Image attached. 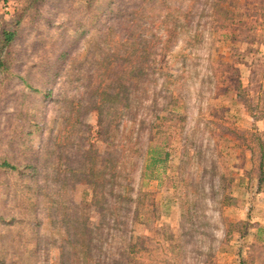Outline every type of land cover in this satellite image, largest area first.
Segmentation results:
<instances>
[{
    "label": "rangeland",
    "instance_id": "rangeland-1",
    "mask_svg": "<svg viewBox=\"0 0 264 264\" xmlns=\"http://www.w3.org/2000/svg\"><path fill=\"white\" fill-rule=\"evenodd\" d=\"M97 1L0 0V259L63 264V245L77 234L80 216L92 233L102 228L101 208L94 204L96 178L65 175L71 164L55 146L67 140L74 154L94 149L103 155L113 152L120 137H134L137 126L126 123L118 134L102 130L81 75L83 61L96 65L103 56L112 58L109 49L98 47L100 27L109 28L120 14L126 21L132 19L128 14L142 13L153 21L144 26L143 40L155 47L151 58L158 75L179 76L174 68L195 57L193 76L214 82L203 95L200 87L192 89L186 105L184 83L173 78L172 103L153 108L151 91L143 96L150 106L144 116H158L161 125L153 130L156 152L145 176L128 187L132 199L141 198L139 211L134 215L133 203L126 233L120 225L118 235L104 239L106 249H123L129 264H264V0H211L196 32L198 18L190 31L178 27L188 24L196 0H113L99 16ZM9 28L14 35L6 40ZM118 40L115 32L108 39L113 46ZM199 46L204 48L196 53ZM113 68L110 63L108 77L101 79L111 87ZM97 82L94 77L91 88ZM136 141L125 148L129 171ZM185 145L188 166L182 161ZM166 152V162L152 165L153 157ZM6 161L19 169L2 167ZM200 192L208 197L202 193L198 206ZM184 214L193 215L185 233ZM74 264H83L80 256Z\"/></svg>",
    "mask_w": 264,
    "mask_h": 264
},
{
    "label": "trees",
    "instance_id": "trees-1",
    "mask_svg": "<svg viewBox=\"0 0 264 264\" xmlns=\"http://www.w3.org/2000/svg\"><path fill=\"white\" fill-rule=\"evenodd\" d=\"M115 1V0H114ZM113 0H108L106 3H99L97 1V10L99 12L98 16L106 11L107 7L114 3ZM119 0L115 1L118 2ZM211 0H196L194 3V12L188 21V24H179V28H185L186 30L192 27L194 20L198 18V24L194 23L193 29L196 32L200 28L201 20L206 18L208 11V3ZM134 2H129L131 5ZM183 3L177 8L178 11H182ZM125 15V14H124ZM132 17L130 20H126L121 14L117 17L110 19L108 27H100V32L97 33L96 39L99 49H109L112 56L111 60L108 62L107 56L100 58V62L95 64L87 65L85 61L82 62V68L86 72H82L81 77L86 82L85 91H88L89 96L88 105L89 107H94L98 110L100 116V125L102 130L107 133L115 132L118 134L122 130V125L126 123L129 126H137L135 135L130 140L119 138L118 146L113 148V152L101 155L97 150H79L77 154H74L72 148L73 145L70 141L61 142L60 145H56L58 148L59 156L63 157L66 155L68 163V168L65 170V175L68 173H73L79 180L96 178L95 183V196L94 204L101 208V223L102 227L96 234L86 226V218L80 216L79 228H77V234L71 236V240L63 245L61 262L63 264H74V260L81 258L83 264H129L130 259L126 258V252L121 249L118 254H110L109 250L106 249L104 239L110 238V234L118 235V229L120 225L124 227V232L128 227V219L130 211L133 207V203L136 204L134 215L139 211V205L141 203V198L132 199L130 196L128 187L135 183L136 177L140 180L141 177L145 176L147 170L150 166L146 165L148 158L155 153L153 150V130L161 125L157 126L158 116H151L154 119L148 120L144 114L148 115L146 110L150 109V106L146 105V101L143 96L151 91V103H153V108L161 106L164 102L172 103L173 99V80H178L184 83L183 89L180 91L181 95L184 96L183 100L186 102L190 98V92L192 89L200 87V95L204 94V91L208 89L209 83H213V77L205 76H193L192 70L198 69V66H193L194 58H183L182 67L174 68L179 76L174 74H157V66L153 63L151 58L152 51L154 48H148L144 45V31L146 27H149L153 21L145 18L142 13L135 17L133 13L128 14ZM133 19H135L133 21ZM179 20H177L178 22ZM181 21V19H180ZM182 22V21H181ZM104 24L103 26H105ZM109 29V33L107 30ZM119 34V40L115 41L114 46L111 41H108L112 37L113 33ZM158 33V32H157ZM201 34V41L204 42V33ZM14 35L11 28L7 29L3 33V37L6 40H11ZM111 45V47L109 46ZM157 48V47H156ZM204 46H199L196 53L203 49ZM107 55V54H106ZM108 55V56H109ZM197 55V54H196ZM109 63V65H108ZM110 63L114 65L115 75H114V85L111 87L110 84H105L104 79L108 77L107 67ZM210 69V68H209ZM110 70V68H109ZM54 69L50 70V74H53ZM95 71H100L98 75ZM190 74L189 80H187L186 74ZM96 77L98 82L94 88H91L92 80ZM107 79V78H106ZM195 79V80H193ZM96 81V79H95ZM146 82L152 84L153 89L151 90ZM34 92L38 93L39 89L32 86ZM87 93V92H86ZM84 93V96L86 95ZM46 100L49 96L46 95ZM114 100V101H111ZM185 129V128H184ZM186 133L187 130L185 129ZM143 134L149 135V137H143ZM137 137L135 144L138 147L130 148L129 150L136 151L134 156V162L132 163V171L127 170L124 166L126 162V156L128 153L125 148L126 145L129 146L130 143H134V139ZM52 141V144H56L57 138ZM70 140V139H69ZM193 142V141H192ZM49 143V144H51ZM49 144L46 148H49ZM195 144V143H194ZM170 145H168L169 147ZM198 146V143H197ZM189 147L185 145L183 147V160L186 162L185 166L189 164L188 149ZM201 155V154H200ZM75 156V157H74ZM169 158L168 152H166L163 158L156 159L152 158V165L157 163L166 162ZM2 167L7 170H18L16 166H12L9 162H4ZM33 172L36 169L31 167ZM21 171V170H20ZM36 173V172H35ZM33 173V174H35ZM37 174V173H36ZM19 175H25L24 172H19ZM133 176L132 180L129 177ZM49 182V176H47ZM142 179V178H141ZM78 180V181H79ZM262 180V178H260ZM43 188L47 189L48 184H44ZM204 197H208V194L202 192ZM202 193L197 195V205H202ZM131 208H129V206ZM193 215H183L181 221V229L183 233L186 231V226L189 223L190 218ZM70 221V220H68ZM112 223L115 228H112ZM192 234V230L190 231ZM189 235V233H188ZM37 240L41 241L38 237ZM40 246V245H39ZM78 248L80 254L73 251V247ZM0 264H4V261L0 259Z\"/></svg>",
    "mask_w": 264,
    "mask_h": 264
}]
</instances>
